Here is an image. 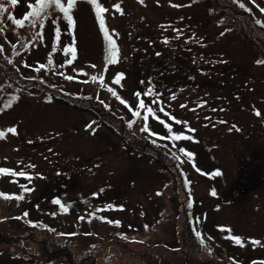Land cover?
Here are the masks:
<instances>
[{"label": "rangeland", "instance_id": "1", "mask_svg": "<svg viewBox=\"0 0 264 264\" xmlns=\"http://www.w3.org/2000/svg\"><path fill=\"white\" fill-rule=\"evenodd\" d=\"M61 2L67 5V0ZM218 2L224 12L232 8L244 12L233 15L234 24L223 20L219 11L209 12L207 1L97 0L107 9L101 15L118 50L116 62L104 71L101 67L111 53L103 49V32L88 0H76L70 11L71 30L64 28L63 13L54 5L46 10L43 28L39 19L32 26H17L9 15L23 21L25 11L31 10L27 4L35 0H17L16 5L0 0L5 8L0 13V109H7L0 112V131H5L0 167L24 170L32 177L29 181L0 175V192L23 196L22 200L0 197V264L50 261L54 255L41 247L48 239L56 240L82 264H187L188 259V264H261L256 262L264 259V176L252 167L242 173V163L247 148L254 155L257 152L251 150L258 147L264 159V64L256 61L257 48L264 53V12L260 11L264 0ZM46 19L50 21L45 26ZM56 26L61 31L57 44ZM246 35L255 46L245 40ZM64 48H74L75 56ZM41 64L45 67L40 68ZM7 71L16 80L8 81ZM81 71L85 77H78ZM119 73L124 76L114 84ZM100 74L103 87L99 79L92 80ZM15 83L28 86L29 91L16 88ZM150 86L154 95L145 96ZM109 87L133 111L139 110L135 93H141L158 117L149 114L148 131L140 130L145 109L139 110V117L133 116ZM47 95L77 106L52 98L49 102ZM259 110L261 118L255 116ZM170 117L185 123L178 125ZM159 120L169 124L173 133L192 139H160L169 133ZM93 122L102 126L89 128ZM9 127L16 129L15 135L6 132ZM114 131L146 153L160 150L161 157L162 149L176 153L179 167L173 169L171 160L165 161L176 174L148 157L132 155ZM153 140L157 143L148 142ZM186 152L193 153L192 158ZM178 172L185 177L181 175L188 192L180 188ZM21 184L32 191H23ZM213 190L217 195H212ZM188 195L191 209L185 199ZM57 198L67 212L52 203ZM107 204L115 208L104 209ZM98 208L104 210L97 212ZM14 215L22 218L11 219ZM194 222L203 244L188 231ZM29 224L34 229L28 230ZM50 226L58 234L44 230ZM229 236H240L243 246ZM13 239L15 249L7 243ZM22 241L26 253L21 254V249L19 254ZM174 247L178 250L172 251ZM64 259L58 254L53 261Z\"/></svg>", "mask_w": 264, "mask_h": 264}, {"label": "snow or ice", "instance_id": "2", "mask_svg": "<svg viewBox=\"0 0 264 264\" xmlns=\"http://www.w3.org/2000/svg\"><path fill=\"white\" fill-rule=\"evenodd\" d=\"M88 2L93 6V8H94V10L96 12V19L99 22L100 29H101V31H103L104 37L109 43V51L111 53V58L109 59V63H115L116 62V57L118 55V50H117L115 42L112 40L111 36L109 35V32L105 28V20H104L103 16L101 15V13L106 12L107 9L101 7V5L99 3H97V0H88ZM139 2L143 3V0H139ZM75 3H76V0H67V5L65 6V4L61 2V0H35L34 4L33 3H28L27 4V7L29 9H31V10L29 12H27V14L24 16L23 21L20 20V19H16L14 22H15L16 25L22 27L24 21H28L29 23L35 25V23L39 19L40 27L43 28L44 27L43 19L46 18V10L50 6L54 5L60 12L63 13L64 18L68 22L67 26L71 30L72 27L74 26V21H73L72 15L70 14V11L73 8V6L75 5ZM11 4L12 5H16L17 4V0H11ZM177 6L178 5H173V7H177ZM240 6L243 7V5H240ZM115 7H116V9L118 11H121L119 5H115ZM4 11H5L4 5H3V3H0V13H3ZM260 11L264 12V8H261ZM8 19L12 20L13 17L11 15H9ZM256 22L260 23L259 20H257ZM53 23H55V21H53ZM56 31H57V39H59V29H57ZM37 35L39 36L40 34L37 33ZM221 35H223V33H221ZM164 42L167 43L168 41L165 40ZM0 50H2V49H0ZM64 51H65V53L71 52L73 54V57L75 56V49L74 48H64ZM157 55H159V53H157ZM9 63H11V61H9ZM51 63H52V61L49 60V64H51ZM67 63L71 64L72 60H68ZM257 63L261 64V63H264V61H257ZM44 67H45V65H43V64L40 65V68H44ZM92 67H95V65H92ZM37 71H39V69H37ZM123 76H124L123 73L117 74V77L114 79L113 83L114 84H119L120 83V79L123 78ZM66 79L72 80L73 76H67ZM98 79H99V82L101 84V87H103L104 86V78H103V76H100V77L93 76L92 77L93 81H97ZM108 91L111 93V95L113 97H115L117 100H119L121 104H125L126 107H129L126 104V102L123 99H121V97L117 94V92L114 91L111 87L108 88ZM143 94L145 96L154 95L153 94V88L151 86L148 87V89ZM135 95L137 97H139L141 95V93L140 92H136ZM171 98L175 99L176 97H175V95H173ZM100 103L103 104L104 102L101 100ZM152 103L155 104L156 100L153 99ZM9 105H10V102H9ZM105 107H107V105H105ZM181 107H185V105H181ZM137 109H145V113H144V116H143V119H144L145 123H144V126L140 130L141 131H148L149 130V126H148L147 121H148V118H149V114L152 115L153 119H158V117L156 116V113H155L154 109L152 107H147L143 100H140V102H139V104L137 106ZM129 111H131L132 115L135 116V117H139L140 116V111L139 110L133 111L132 108L129 107ZM159 111L163 112L164 109L160 108ZM213 111H215V109H213ZM259 114L260 113L257 112V115H259ZM165 116H168V113H165ZM170 119H174L175 123L178 124V125L182 124V123H185V122H182L179 119H175V117H170ZM93 123H95V122H93ZM159 123L162 124L164 126V128L167 129V131L169 133L168 136L160 137V139H168V140H173V141L191 140L192 139V137L183 135L182 133H173L171 126L169 124H166L164 122V120H159ZM128 126L129 127L132 126V121H129ZM89 128H91V125H89ZM190 131H194V130L190 129ZM6 132L12 133L13 135H15L16 134V129L14 127H9V128L6 129ZM150 135H156V134L155 133H150ZM4 137H5V131H0V139H3ZM152 142L155 144V140H153ZM29 143H31V141H29ZM179 151L180 152H185V149L180 148ZM185 154L189 158H192V156H193V153H191V152H186ZM172 158L175 159V160L179 159V157L176 156L175 153H172ZM28 167L34 168L35 165H28ZM5 174H10L13 177H16V176L24 177L25 179H27L29 181H31V179H32L31 175H29L24 170H21V171L17 172V171H13L10 168L0 167V175H5ZM37 175H39V174H37ZM215 175L219 176L220 172L217 171L215 173ZM185 183L187 184V181ZM20 187H21V189L23 191H32L31 188H28L24 184H21ZM100 191L103 192L104 189H101ZM93 195L95 196L96 193H93ZM212 195H214V196L216 195L215 190H213ZM0 197H3L6 200H10V199L22 200L23 199L22 195L11 196V195H7V194H5L3 192H0ZM52 203L55 204V205H59L62 211L67 212V210H68L67 207H65V205L62 204L61 201L58 198L57 199H53ZM187 206H188L189 209L193 208V203H192L191 198H189ZM113 208H115V206L111 205V204H107V205L104 206V209H113ZM104 209H99L98 208V209H96V211L100 212V211H102ZM120 210H123L122 206H121ZM93 215H95V213H93ZM23 216L27 217L28 216V212H24ZM83 218L84 217H80V219H83ZM98 218L101 219V220L105 219V217H102V216L98 217ZM16 219H20V217H16ZM107 222L108 223H115L117 226H119V224H120L119 220H116V221L108 220ZM29 223H32V222L29 221ZM33 226L35 227V225H33ZM220 230L221 231H225L226 229L221 228ZM193 231L195 232V236L197 238H201V233L199 231H197L195 229H193ZM227 231H230V230H227ZM72 235H75V233H73ZM88 235H90V233H88ZM227 238L233 240L236 244L243 246L240 236H229ZM200 242H201V244L204 243L203 238L200 239ZM252 243L253 244H259L260 241L253 240Z\"/></svg>", "mask_w": 264, "mask_h": 264}, {"label": "trees", "instance_id": "3", "mask_svg": "<svg viewBox=\"0 0 264 264\" xmlns=\"http://www.w3.org/2000/svg\"><path fill=\"white\" fill-rule=\"evenodd\" d=\"M201 1H203V2H206L207 1V3H208V5H211L212 4V6L215 8H213V7H211L210 6V8L212 9V10H224L225 8H223V6L222 5H220V4H218L217 3V0H201ZM225 11H227V12H225V14H224V18H223V20H226V19H230L231 21H232V23H234L235 24V19H234V17H233V15H235V14H237V15H241L243 12H244V10H242V9H240L239 10V12H236V9H234V8H232L230 11L229 10H225ZM243 16V15H242ZM23 25H25V26H29V22H25L24 21V23H23ZM259 25V24H258ZM245 40L247 41V42H249V43H252L254 46H255V42L253 41V39H251L250 38V36L249 35H246L245 36ZM257 51H258V54H257V56H258V61H264V53L261 51V50H259L258 48H257ZM262 64H264V63H262ZM3 65V64H2ZM4 66V65H3ZM8 72V71H7ZM7 80L8 81H11V82H13L14 80H16V78L14 77V74H11V73H9L8 72V75H7ZM14 86L16 87V88H19V89H21V90H29V87L28 86H26V85H20V84H18V83H15L14 84ZM7 93V92H6ZM1 99V98H0ZM108 127H110V128H112L110 125H107ZM116 134V136L118 137L119 136V139L121 140V142H122V144H123V146L130 152L131 151V153L133 154V155H136V156H138V157H148V159L150 158V160L153 162V163H159V165L160 166H162L163 167V169L165 170V171H167L168 173H170L171 172V175H173V174H176V172L175 171H173L172 170V168L170 167V164H167V162H165L166 160H171V164H172V167H173V169H176L177 167H179V162L177 161V160H172V153H168V152H166L164 149H162L163 151V154H162V157L158 154V152L160 151V150H158L157 152H155V153H157V154H154V153H146L143 149H141V148H135L132 144H130V142H128L126 139H124L123 138V136H122V134H121V132L120 131H114ZM148 142H150V143H153V142H151V141H148ZM157 142H156V140H155V144H156ZM154 144V143H153ZM156 148H159L158 147V145L156 146ZM254 150V148L252 149V151ZM176 154V153H175ZM176 156H177V154H176ZM247 158V157H246ZM246 158H243V159H245V161L242 163V166H243V168H242V173H244V170H245V168L247 169V170H249L250 169V167H252V168H254V172H257V174H259V172H260V169H261V165H262V161H264V159L262 158V155L258 152L257 154H255L254 156H253V154L251 155V158L249 159L250 161H247V159ZM178 174H179V177H178V182H182L183 183V187H181V185L179 184V186H180V188H183V190H184V192H186V190H187V187H185V183H184V180H183V178L181 177V174L178 172ZM260 175V174H259ZM177 176V175H176ZM176 176H175V178H173L174 180H176L177 178H176ZM167 185L169 184L168 182L166 183ZM172 184H174V183H172ZM178 185H177V187H179ZM171 187V186H170ZM186 201L188 202V198L186 197ZM16 217H20V219L22 218L21 216H13V217H11V219H16ZM19 219V220H20ZM16 220H18V219H16ZM27 222H29V220H26ZM32 223H34V222H32ZM35 224V223H34ZM189 224V223H188ZM37 226V225H36ZM192 225H190L189 224V230L188 231H190L191 232V234L193 235V230H192ZM27 228H29L28 230H31V228L32 229H34V226H33V224H29V226H27ZM52 230L53 231V233L55 232L56 234H58L54 229H52V228H45L44 230ZM59 236L60 237H62V235H60L59 234ZM16 238H18V239H21V237H18V236H16ZM7 239H10V238H7ZM6 239V240H7ZM18 239H16V240H18ZM13 241H14V243H13ZM17 242V241H16ZM15 242V240L13 239L12 241L11 240H9L7 243H9L10 245H12V247H14L13 249H15L16 248V243ZM16 243V244H15ZM19 243V242H18ZM21 244V242L19 243V245H18V249H17V251H18V253L20 254V251H21V249H22V247H25V244H23V241H22V245H20ZM41 247H42V250H43V252H46V253H49V254H52V255H54V257H56L58 254H61V255H63V256H66V258L67 259H64L63 261H61V262H54L53 261V258L54 257H52L51 259L49 258L48 260H50V261H48V262H46V263H44V264H82L81 263V260H80V262H77V261H75L76 259L74 258H72V257H70V253H65V248H62L59 244H58V242L56 241V240H52V239H48V240H44L43 242H42V245H41ZM184 247V246H183ZM2 253V251H0V254ZM22 253H26V251H25V249L23 248L22 249V252H21V254ZM12 258H16V254H12ZM189 263V259L187 260V264Z\"/></svg>", "mask_w": 264, "mask_h": 264}]
</instances>
